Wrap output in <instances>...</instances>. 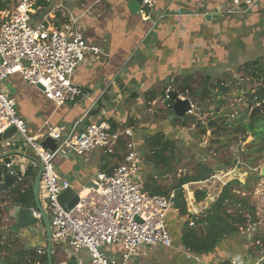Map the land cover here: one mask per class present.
Segmentation results:
<instances>
[{
    "label": "crops",
    "instance_id": "0c3cea01",
    "mask_svg": "<svg viewBox=\"0 0 264 264\" xmlns=\"http://www.w3.org/2000/svg\"><path fill=\"white\" fill-rule=\"evenodd\" d=\"M129 1L85 0L83 8L70 7L71 15L79 18L86 42L98 47L101 52L96 59L78 66L70 77L71 83L84 91L86 99L56 107L18 75L10 76L4 82L8 92L3 87L4 91L15 102L18 116L32 132L40 130L44 123L70 129L79 121L81 127L106 121L114 124L115 130H132L135 147L142 158L151 137L160 135L164 140L173 142L172 133L175 132L177 137L176 134L184 129L179 130L180 126L174 125L176 130H173L167 118L159 119L152 114L153 108L163 103L167 87L180 92L184 87L183 82L190 79L193 92H205L206 88L212 92L211 88L218 80L227 85L235 81L240 83L239 74L235 71L263 57L264 0L260 6L246 13L231 15L225 12L229 7L228 0H156L153 20L163 13L165 17L157 22L155 28L149 21H142L139 15L134 16L129 12ZM188 93L180 97L184 98ZM92 104L94 106L90 108ZM6 143H0V156L14 154L0 160V169L9 162H14L16 171L28 169L32 163L29 157L34 159V156L23 147L21 138L17 135ZM125 153L124 142H121L111 152L100 149L88 156L71 153L57 157L54 167L58 176L68 181L70 189L76 192L92 184L97 173L110 174L118 165L115 164L119 161L118 156L122 162ZM169 168L172 170L173 167ZM144 171L141 162L139 179L143 191L146 181ZM168 174L170 172L153 178L166 181ZM202 182L183 185V198L191 216H200L221 191L219 188L217 194L211 196L202 188ZM155 184L166 193L161 196L170 201L165 220L174 247H182L178 240L186 220L173 208L174 191L171 188L176 183L170 185L167 192L163 189L164 185ZM196 191H206V198L196 202ZM189 226L192 227L193 223ZM31 228H34L33 235L23 230L14 234L25 238L28 248L44 250L46 240L42 226L38 224ZM239 234L243 237L234 235L226 238L212 253L203 256L200 264H229L230 259L236 257L240 264L253 263L259 255H255V259L248 255L254 250L249 236ZM52 246L57 249L58 264H84L87 261L85 251H81L77 257H68L62 245ZM111 250L119 254L116 248ZM159 250L177 252L171 248L142 249L130 264L165 263L167 258L160 256Z\"/></svg>",
    "mask_w": 264,
    "mask_h": 264
},
{
    "label": "built area",
    "instance_id": "2783aa9c",
    "mask_svg": "<svg viewBox=\"0 0 264 264\" xmlns=\"http://www.w3.org/2000/svg\"><path fill=\"white\" fill-rule=\"evenodd\" d=\"M228 1L225 12L231 15L246 13L260 6L262 0ZM155 5L156 0H142L139 9L141 20L149 21L152 28L165 17L163 13L153 20ZM40 8L36 0H11L10 5L0 10V136L13 127L14 137L21 138L23 147L41 165L39 200L41 203L42 196L45 199L46 207L41 205L49 218L51 243L62 245L68 257H77L85 251L84 264H130L142 249L153 248L175 249L184 260L202 263L200 256L174 247L165 220L170 209L169 199L143 191L139 179L142 158L131 129L112 130L106 121L81 127L79 121L70 129L44 123L40 130L32 132L18 116L15 102L1 91L5 79L18 75L28 85L40 86L41 89L37 88L40 93L56 107L86 99L84 91L72 84L70 77L78 66L96 59L101 54L99 48L86 42L78 17L66 14L60 20L53 13H47L40 19L37 16ZM172 90L167 87L164 98ZM45 138L56 142L53 151L41 145ZM121 142L126 150L122 162L110 174L97 173L92 186L76 191L78 202L73 208L61 206L58 197L70 184L56 173L55 158L71 153L88 156L100 149L111 152ZM14 166V162H9L4 169L11 174L18 173L22 179L27 169L16 171ZM30 167L38 169L33 162ZM32 215L40 219L35 209ZM44 252L37 250L38 254ZM263 263L264 253L251 264ZM229 264H240V261L232 258Z\"/></svg>",
    "mask_w": 264,
    "mask_h": 264
},
{
    "label": "trees",
    "instance_id": "16d2710c",
    "mask_svg": "<svg viewBox=\"0 0 264 264\" xmlns=\"http://www.w3.org/2000/svg\"><path fill=\"white\" fill-rule=\"evenodd\" d=\"M36 1L37 6H41V4L44 3L41 0ZM10 3L11 0H0V10L5 9L8 5H10ZM237 72L245 74L244 76L247 79L259 84L251 92H248L246 97L249 101L248 103L250 108L255 107L256 105L260 106L262 112L261 116L254 117L251 121H249L247 115L244 113L240 114L239 118L235 122V125H233L231 128L232 132H230L225 128V126H227L226 119L228 115L214 112V107V109L211 111L214 119L208 121L206 129L210 130L211 135L215 137H219L221 133L225 132L227 133L228 139H230L232 136H238L242 138V142H245L247 138L251 137V141L247 149L251 153H254L264 150V63L262 58H257L249 63L244 64L237 69ZM241 82L242 81L237 83V81H235L233 84L228 85L224 81H218L215 83L211 88L215 92L216 97V100L212 103V105L216 106V109L221 108V105L223 104V98L227 93L230 92L232 87L237 88V90H243ZM190 83V79L184 81V87L180 89L181 91L178 92V94L185 95L186 92H189L188 95L190 94L191 96H197L198 101L201 103L205 101H213L214 96L212 95L211 91L206 88L205 92H193L190 89ZM163 99H165L164 95ZM167 105L171 113L170 116L166 118L172 125L185 127L190 120L192 121V117L190 116H185L183 119H178L172 112V104L168 102ZM109 125L112 130L116 129L114 124L109 123ZM197 126L199 127L198 123ZM201 133L202 135H206L207 131L202 129ZM174 149V143L164 140L160 135H155L147 141L144 159L146 162L150 161L149 163L152 165L151 174L144 183V191L148 192V194L166 195V193L163 192L160 187L156 186L152 176L162 177L167 172H171L167 165L169 160L171 161L172 158H170L171 156H166V154H172ZM245 161L247 166H250V164L253 162L251 158H246ZM160 166L163 167L160 168ZM212 172L213 171L211 169L202 166L197 172H195V175H183L180 177L177 180L176 185L171 188V190L174 191V197L172 199L173 208L178 210L179 216L184 217L186 220V222L183 224L178 243L185 249L193 252L195 255L200 256L202 259L203 256L212 253L214 249L217 248L226 238L238 235L239 233H244L247 231V229H249V227L254 229L257 222L254 208L249 205L244 197H237L229 188L233 181L228 182L224 187H222L217 199L200 216H191L188 213L183 198V185L204 181L212 174ZM35 175V170H33L32 167H29L26 170L21 183L17 185V187L13 188L11 192L5 194L12 199L13 207L35 209L32 193V183ZM205 198L206 191L195 192L196 202L203 201ZM230 209H232V212L228 211ZM190 222L193 223L192 227L189 226ZM251 224L254 225L249 226L246 229V227ZM11 235H14V233L11 232ZM258 241L259 240L256 237H253L251 241L254 242L255 245L252 247H254L253 249L256 251L257 246L259 245L257 244ZM44 250L45 252L43 254H38L36 248H25L15 254V262H13V259L9 256H4L2 259L0 258V264H58L57 249H55V247L52 248L53 254L51 255L50 260L47 259L46 245ZM251 251L252 252H250L248 255L255 259L257 255L253 250ZM249 256L248 258L250 260Z\"/></svg>",
    "mask_w": 264,
    "mask_h": 264
},
{
    "label": "rangeland",
    "instance_id": "374dc122",
    "mask_svg": "<svg viewBox=\"0 0 264 264\" xmlns=\"http://www.w3.org/2000/svg\"><path fill=\"white\" fill-rule=\"evenodd\" d=\"M41 1L47 5L42 3L41 6H39L41 10H39L40 12L37 13V16L40 19L47 13H53L56 17L58 16V19L64 20L62 15L66 16V14H71L70 7L83 8V5H86L85 0ZM89 1L94 2V0H88V2ZM262 60L264 63V54ZM236 72L237 71H235V73ZM237 74H239V79L242 81L243 90H237V88L232 87L230 92L223 98L221 108L217 109L216 106L212 105V103L215 102L214 100L212 102L205 101L203 103L198 101L196 109H194L191 114H188L192 117V121L190 120L188 124L183 127L184 129H182V132L176 134L178 135L177 137H175V132L174 134L172 133V141L175 145V149L172 154H166L167 156L170 155V158H172L171 161L169 160L167 167H173L170 174H168V178H166V181L162 179L153 180L158 184L164 185L163 189L167 192L170 185H174L177 179L182 177V175L193 176L200 167H207L213 172L206 179L207 182H205V180L202 182V188L204 187L211 196L214 194L216 195L219 188L222 189L225 184L233 181L229 187L232 193L237 197H244L255 210V218L257 220L255 228L249 227L254 224L248 225L246 229L249 227L252 228V230H248L243 234L249 236L251 246L255 245L254 242H251L253 237L259 240V245L257 246L258 252L256 250L253 251L256 255L260 256L264 253V177L260 176V171L264 167V150L251 153L247 149L251 137L247 138L245 142H242V138L238 136H232L228 139L227 133L225 132H223L224 134L221 133L219 137H215L211 135L210 130L206 129L208 121L214 119L211 113L214 107V112L228 115L226 119L227 126H225V128L230 132H232L231 128L235 125L240 114L244 113L247 116L249 115L252 108L249 107L246 94L255 89L259 84L247 79L243 73ZM8 80L5 79L1 86V91L7 96L8 94L6 92L8 91L4 87V82ZM199 87L200 83H198V90ZM188 97H191V95L189 94ZM184 98H187V96ZM170 113L168 105H164L163 103H159V105L155 106L152 110V114L159 117V119L170 116ZM175 126L172 125L173 130H176ZM181 128L182 127H180L179 130H181ZM202 129L207 131L206 135H202ZM145 153L146 151L142 152V162L145 170L144 179L146 180L151 174L152 165L149 163L150 161L146 162L144 159ZM246 158H251L253 160L250 166L245 164ZM118 160L119 161L115 162V164L121 162L120 156H118ZM234 161L236 162L234 163ZM212 176H216L220 181L216 178H212ZM153 177L154 176H152V178ZM213 181H215V183H212ZM41 203L46 207L43 196L41 197ZM14 208L16 207H13L12 199L5 195V193L0 194V258L2 259L4 256H9L13 259V262H15V254L18 251L28 248L25 238L17 237L16 234L11 235L10 228L14 224L11 213ZM228 211L232 212V209ZM33 229L34 228H27L23 231L33 235ZM238 235L243 237L241 234ZM28 237L31 238V236ZM253 248L254 247H252V249ZM158 254L167 258L165 263L158 260L161 264H192L185 261L182 254L179 252L174 254V252L170 253L169 251L163 252L159 250Z\"/></svg>",
    "mask_w": 264,
    "mask_h": 264
},
{
    "label": "water",
    "instance_id": "95a60500",
    "mask_svg": "<svg viewBox=\"0 0 264 264\" xmlns=\"http://www.w3.org/2000/svg\"><path fill=\"white\" fill-rule=\"evenodd\" d=\"M142 0H130L127 4V8L129 12L134 15H139V9L140 4ZM206 18H209L208 16ZM208 82V77L205 80V84ZM37 88L41 89L40 86H37ZM212 95H214L213 100H216L215 92L212 91ZM181 95L178 94V92L172 90L169 93H167L166 97L163 100V104L167 105L168 102H170L172 112L178 119H183L186 114H188L189 111H191L192 108L196 109V106L198 105V97L197 96H191L187 98H181ZM262 112L260 109V106L257 105L253 107L250 110V113L248 115L249 121H251L254 117L261 116ZM99 121L98 123H100ZM16 136L15 129L9 128L6 130L1 136H0V143L2 141H6L10 138H13ZM41 145L49 151H53L56 147V142L50 138H45ZM14 153H5L0 156V160H3ZM20 154V153H17ZM21 155V154H20ZM29 159L37 165V172L34 177L33 183H32V193L35 203V210L39 213L40 219L35 218L32 215V208H22V207H16L13 209L11 213V218L14 220V224L11 226L10 231L13 233H18L24 229L31 228L35 225H41L44 231V237L46 240V255L47 259L50 260L52 255V243H51V230H50V224H49V218L42 207L40 200H39V181H40V175H41V165L38 163L37 160L30 158ZM236 161H234L235 163ZM260 176L264 177V167L260 171ZM21 183V179H19V174H11L10 171L5 170L4 168H1V175H0V194L2 193H9L11 190L19 185ZM88 186H92L90 183ZM87 186V187H88ZM58 202L61 206H64L66 209L73 208L77 202L78 197L76 195V192L72 189H67L63 191L59 197ZM264 264V263H263Z\"/></svg>",
    "mask_w": 264,
    "mask_h": 264
},
{
    "label": "flooded vegetation",
    "instance_id": "af4514ba",
    "mask_svg": "<svg viewBox=\"0 0 264 264\" xmlns=\"http://www.w3.org/2000/svg\"><path fill=\"white\" fill-rule=\"evenodd\" d=\"M257 106V105H256ZM253 108V107H252Z\"/></svg>",
    "mask_w": 264,
    "mask_h": 264
},
{
    "label": "clouds",
    "instance_id": "9594fccd",
    "mask_svg": "<svg viewBox=\"0 0 264 264\" xmlns=\"http://www.w3.org/2000/svg\"><path fill=\"white\" fill-rule=\"evenodd\" d=\"M22 180V179H21Z\"/></svg>",
    "mask_w": 264,
    "mask_h": 264
}]
</instances>
